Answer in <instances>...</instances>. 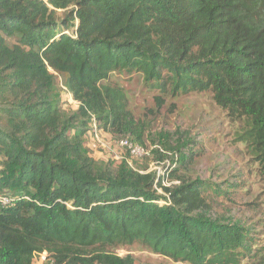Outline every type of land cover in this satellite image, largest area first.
<instances>
[{
    "label": "trees",
    "instance_id": "16d2710c",
    "mask_svg": "<svg viewBox=\"0 0 264 264\" xmlns=\"http://www.w3.org/2000/svg\"><path fill=\"white\" fill-rule=\"evenodd\" d=\"M122 71L164 94L211 92L245 121L264 173V0H0V196L13 202L0 205V264H137L112 252L135 243L174 264H264L252 227L215 210L229 191L187 175L188 141L167 180L87 153L97 124L142 141L107 84Z\"/></svg>",
    "mask_w": 264,
    "mask_h": 264
},
{
    "label": "rangeland",
    "instance_id": "374dc122",
    "mask_svg": "<svg viewBox=\"0 0 264 264\" xmlns=\"http://www.w3.org/2000/svg\"><path fill=\"white\" fill-rule=\"evenodd\" d=\"M107 84L121 88L126 94L128 109L141 127L142 141L129 136H112L97 124V131L89 132L85 139L87 153L100 163L115 166L127 163L135 170L147 168L167 180V170L175 167V150L188 141L184 150L193 163L187 175L219 183L222 191H229L227 197L217 199L216 212L250 225L254 232V253L263 248L264 173L252 148L241 138L246 129L245 121L230 117L216 104L211 92L164 94L150 87L139 72L113 73ZM57 85L63 109L76 112L79 105L62 89L60 77ZM124 139L148 149L151 157L131 156L121 146ZM112 252L121 257L131 255L137 264H174L140 243L119 246ZM254 256L256 254L251 258ZM251 258L242 264H257Z\"/></svg>",
    "mask_w": 264,
    "mask_h": 264
},
{
    "label": "built area",
    "instance_id": "2783aa9c",
    "mask_svg": "<svg viewBox=\"0 0 264 264\" xmlns=\"http://www.w3.org/2000/svg\"><path fill=\"white\" fill-rule=\"evenodd\" d=\"M97 127H94V131H97ZM121 146L125 148L129 154L136 158H148L151 157V151L144 148L143 146H134L132 143H130L129 139H124L121 141ZM12 199L8 196H0V205L3 207H7L12 205ZM34 260L36 264H54V261L50 259L49 255L47 253L42 254H36L34 256Z\"/></svg>",
    "mask_w": 264,
    "mask_h": 264
}]
</instances>
